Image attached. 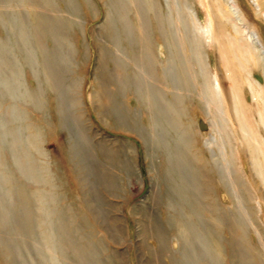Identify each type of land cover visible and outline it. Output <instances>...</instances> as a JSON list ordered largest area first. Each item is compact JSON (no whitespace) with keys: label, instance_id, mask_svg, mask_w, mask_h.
<instances>
[{"label":"rangeland","instance_id":"rangeland-1","mask_svg":"<svg viewBox=\"0 0 264 264\" xmlns=\"http://www.w3.org/2000/svg\"><path fill=\"white\" fill-rule=\"evenodd\" d=\"M204 17L0 0V264H264V77Z\"/></svg>","mask_w":264,"mask_h":264},{"label":"bare ground","instance_id":"bare-ground-1","mask_svg":"<svg viewBox=\"0 0 264 264\" xmlns=\"http://www.w3.org/2000/svg\"><path fill=\"white\" fill-rule=\"evenodd\" d=\"M198 2L205 17L204 24L197 25L194 37L205 41L207 45L220 46L222 56L228 63L227 72L230 77H233L234 68L229 57L231 52L235 54L236 51L241 54L247 66L256 67L264 77V0H198ZM192 17L197 21L194 11ZM226 25H229L234 33L226 35L227 43L223 42ZM214 78L215 90L219 92L221 89L219 78L217 75ZM249 86L254 95L263 94L261 97L264 98L263 85L249 79ZM252 130L250 124L247 134L251 137ZM258 153L262 154L258 162L261 176L264 177V148L261 147Z\"/></svg>","mask_w":264,"mask_h":264}]
</instances>
